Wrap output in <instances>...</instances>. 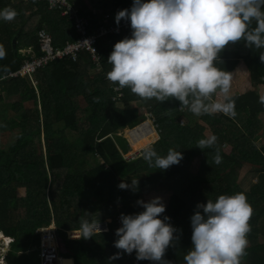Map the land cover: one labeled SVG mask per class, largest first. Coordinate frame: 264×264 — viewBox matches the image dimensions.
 <instances>
[{"label":"trees","instance_id":"16d2710c","mask_svg":"<svg viewBox=\"0 0 264 264\" xmlns=\"http://www.w3.org/2000/svg\"><path fill=\"white\" fill-rule=\"evenodd\" d=\"M90 24L93 32L109 15L116 23L118 11L130 10L133 0H70ZM147 2V0H145ZM14 9L11 22L0 20V74L16 71L32 49L41 54L38 32L46 30L53 44L62 47L78 39L73 25L45 3L23 4L0 0V10ZM125 21L121 20L120 22ZM252 27H255L253 22ZM131 26L119 35L98 41L101 66H95L83 52L77 61L71 59L50 63L38 70L36 85L28 78H14L0 86V141L7 134L8 146L0 149V232L14 241L5 256L6 264H41L38 229L53 223L64 250L62 258L75 264H132L114 247L113 223L117 215H134L144 209L150 192L168 195L165 212L176 229L174 241L163 257L168 264H184V255L192 248L191 216L198 204H206L220 195L242 192L253 209L247 234L248 247L243 264H264V104L256 90L232 95L234 116L223 113L194 115L180 109L179 101L160 103L144 100L123 88V97L113 98L117 85L106 78L111 65L107 59L115 43L131 37ZM16 41V43H14ZM264 48L249 47L241 40L227 45L219 53L216 67L234 72L245 64L251 84L264 86V63L259 59ZM141 103L156 126L159 139L151 145L165 156L170 148L180 151L183 159L166 170L149 167L144 150L133 160L125 155L129 141L121 136L144 121L138 107ZM27 104H33L35 110ZM83 104V106H82ZM41 107V111L38 110ZM168 111V114L165 112ZM133 147H147L155 130L147 122L129 132ZM216 137L212 147L203 150L197 141ZM225 146L231 148L225 151ZM219 153L221 163L214 162ZM198 164V166H196ZM196 167L193 169V167ZM244 168L252 171L255 181L249 189L241 185ZM132 181H138L133 187ZM125 182L127 189L118 185ZM21 190L25 191L21 195ZM201 214H203L202 210ZM89 222L112 219L109 232L92 234L91 238L70 239L69 231L80 230V218ZM0 237L1 234H0ZM5 242L6 239L1 238ZM119 252V259H111ZM134 258L136 253L134 252ZM141 264H154L140 260Z\"/></svg>","mask_w":264,"mask_h":264},{"label":"clouds","instance_id":"9594fccd","mask_svg":"<svg viewBox=\"0 0 264 264\" xmlns=\"http://www.w3.org/2000/svg\"><path fill=\"white\" fill-rule=\"evenodd\" d=\"M16 15L11 8L0 10V20L6 22ZM115 19L117 25L130 21L132 31L130 38L115 43L107 59L111 65L108 81L144 100L175 99L180 109L197 116L235 115L230 97L232 73L219 69L215 62L227 45L241 40L249 47L264 48V0H133L131 9L118 11ZM4 55L0 45V58ZM259 59L264 63V53ZM259 102L264 104V96ZM215 142V136L200 139L197 147L203 150ZM143 159L149 167L166 170L183 156L172 148L165 156L147 148ZM214 162L221 163L218 152ZM131 185L137 186L138 181ZM118 187L123 190L129 185L121 182ZM137 204L142 212L121 214L114 247L127 254L135 252L137 260L168 264L163 257L176 229L166 222L170 218H159L166 210L162 200L157 197ZM196 208L190 218L192 248L184 255V264H241L253 214L246 195H220ZM95 227V222L80 218L83 239L91 238ZM119 258V252L111 257Z\"/></svg>","mask_w":264,"mask_h":264},{"label":"built area","instance_id":"2783aa9c","mask_svg":"<svg viewBox=\"0 0 264 264\" xmlns=\"http://www.w3.org/2000/svg\"><path fill=\"white\" fill-rule=\"evenodd\" d=\"M17 3L23 4H35L45 3L48 5L49 10L58 11L62 17H65L73 25L78 39L74 42H67L62 47H56L53 44L52 35L46 30L38 32V42L41 50V54L36 56L32 49L21 50L22 54L30 55L29 59H26L20 68L16 71L5 72L0 75V86L4 81L14 78H25L28 77L34 85H36L35 75L38 70L47 67L50 63L71 59L77 61L80 54L86 52L91 61L95 66H101V55L98 49V41L102 38H106L113 35H119L123 31L130 28V21H122L117 23L110 22V16L107 15L103 24L97 27L93 32L90 30L89 21L81 16L79 9L70 0H15ZM117 94L113 98L114 101L118 102L123 94L120 92L118 87L115 88ZM138 154L131 155V157L125 158L133 160ZM121 215L115 217V221L112 219H106L104 221L95 222L96 227L93 230V234H101L109 232L111 223H115L118 228L122 226ZM57 227L53 223L52 225L38 229L40 234V260L41 264H61L62 257L60 256L61 249L56 234ZM1 238L6 239L3 241V245H0V264H6L5 256L7 251L10 249L11 243L14 241L13 238L5 236L0 232ZM82 235L80 230L69 231L68 236L70 239H78ZM117 239V238H116ZM124 253V252H123ZM134 252L132 254L124 253L128 260L132 261V264H141L140 260L134 258Z\"/></svg>","mask_w":264,"mask_h":264},{"label":"rangeland","instance_id":"374dc122","mask_svg":"<svg viewBox=\"0 0 264 264\" xmlns=\"http://www.w3.org/2000/svg\"><path fill=\"white\" fill-rule=\"evenodd\" d=\"M247 71L248 70L245 67V64H243L242 67H239L235 71L236 72L235 74H233L234 72L232 73L233 78H232L230 96L244 94V93H246V92H248L250 90L251 91L256 90V92H258L262 96H264V86L257 87L256 89H254V87L251 84L250 76H249ZM82 106H83V104H82ZM132 106L138 107L139 110H140L141 115H145V117L147 119H146V121H144L139 126L133 128V129H125L122 132V134H120L121 136L126 138L129 141V145H131L130 146V151L126 154L127 158L131 157V155H135L137 153H140L144 149H147V148L151 147V145L154 144L159 139V133H158V130H157L156 126L154 125L153 119H151L150 114L147 113V110L144 108L143 104L137 103V104H133ZM27 107L29 109L35 110V107H34L33 104H27ZM38 110L41 111V107L40 106H38ZM261 118L264 120L263 116H261ZM147 122H150L154 126L153 129L155 128L154 130H155L156 136H155V138L151 141V143L147 147H143V148H140L138 150H135V148L133 147V142H132V139L130 137L129 132H132L135 129H139L140 127L143 126V124H145ZM8 138H9V134H7L2 141H0V149L7 148V146H8ZM225 151L226 152H230L231 148L229 146H225ZM196 166H198V164ZM195 168L196 167L194 166L193 169H195ZM252 173L253 172L252 171H248L247 168H244L242 170V173H241V176H240L241 177V185H242V188L245 189V190L250 188L249 184H250L251 181H255V175H253ZM24 194H25V191L21 190V195H24ZM157 197L160 198L162 200V203L165 205V200H166L165 194L158 193V192H150V193H148L147 196L144 199V202H149L150 200H152L154 198H157ZM59 245H60V249H61V252H62L63 246H62L61 243ZM0 254H1V252H0ZM241 264H243L242 261H241Z\"/></svg>","mask_w":264,"mask_h":264},{"label":"water","instance_id":"95a60500","mask_svg":"<svg viewBox=\"0 0 264 264\" xmlns=\"http://www.w3.org/2000/svg\"><path fill=\"white\" fill-rule=\"evenodd\" d=\"M14 43H16V41H14ZM151 127L153 128L154 126L151 124ZM61 264H75V263L72 258H62Z\"/></svg>","mask_w":264,"mask_h":264},{"label":"crops","instance_id":"0c3cea01","mask_svg":"<svg viewBox=\"0 0 264 264\" xmlns=\"http://www.w3.org/2000/svg\"><path fill=\"white\" fill-rule=\"evenodd\" d=\"M242 66H243V65H240L239 67H242ZM239 67H238V68H239ZM245 67H246V66H245ZM238 68H237V69H238ZM237 69H236V70H237ZM236 70H235V71H236ZM235 71H234V73H233V72H232V73L235 74V73H236ZM247 72H248V71H247ZM248 74H249V73H248ZM232 76H233V75H232ZM140 153H141V152H140ZM140 153H137V154L140 155ZM146 196H147V195H146ZM165 196H166V200H165V202H166V201L168 200V199H167V198H168V195H165ZM63 250H64V248H62V251H63Z\"/></svg>","mask_w":264,"mask_h":264},{"label":"bare ground","instance_id":"6f19581e","mask_svg":"<svg viewBox=\"0 0 264 264\" xmlns=\"http://www.w3.org/2000/svg\"><path fill=\"white\" fill-rule=\"evenodd\" d=\"M155 129V128H154ZM2 243H3V240H2ZM2 243H0V245H3Z\"/></svg>","mask_w":264,"mask_h":264}]
</instances>
